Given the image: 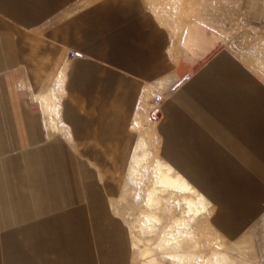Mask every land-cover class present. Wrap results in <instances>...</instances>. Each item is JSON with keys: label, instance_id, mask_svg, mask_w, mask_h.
<instances>
[{"label": "crops", "instance_id": "crops-1", "mask_svg": "<svg viewBox=\"0 0 264 264\" xmlns=\"http://www.w3.org/2000/svg\"><path fill=\"white\" fill-rule=\"evenodd\" d=\"M242 1L264 25V0H196L181 27L149 0H0V264H138L113 205L142 94L167 77L149 112L163 158L228 239L264 214V71L225 47L184 76Z\"/></svg>", "mask_w": 264, "mask_h": 264}, {"label": "rangeland", "instance_id": "rangeland-1", "mask_svg": "<svg viewBox=\"0 0 264 264\" xmlns=\"http://www.w3.org/2000/svg\"><path fill=\"white\" fill-rule=\"evenodd\" d=\"M149 1L156 18L160 21L163 17L170 27L173 18L178 19L180 23L178 27H181L185 21H179L181 17L184 16L186 20H191L190 15L196 2V0H190L188 3V0ZM228 26L231 27V24L229 23ZM168 29L170 31V28ZM232 30L220 32L209 51L189 61L190 67L185 71L184 76L189 77L193 72L199 71L218 50L225 47L238 53L237 55L251 66L264 71V25L248 19L243 1L241 7L239 6L237 12L233 14ZM179 31L180 29H177V33ZM161 83L168 86L171 80L161 81ZM59 84L57 82V88ZM164 88L159 85L158 89L154 88L157 94L152 95L147 105L141 109L146 131L143 132L134 121V127L138 131V142L141 136L145 137L144 160L135 174L131 169V164L128 167L124 188L113 205L114 211L126 222L130 237L133 231L134 240H143L155 258V264H216L215 262L222 260L225 256L232 258L230 264L233 262L264 264V214L259 215L258 219L240 237L228 239L211 224L212 203L198 187L196 188L205 196V201L200 204L201 212L192 215L187 211L188 206L184 202L185 195H190L189 192L184 194L182 191L165 189L156 183V163L161 158L165 159L160 153L161 137L155 122L157 118L153 113L149 115V112L151 105L158 106L163 94L160 89ZM139 107L140 104L138 109ZM155 185L158 189L154 198L156 204L149 206L147 204L149 192ZM196 200L199 201V195ZM148 213H151L152 225L150 226L151 223H149L142 228L139 220L142 223ZM169 231L174 234L170 235ZM217 231L231 242L230 245L223 247L229 251L228 254L217 244L216 240L219 236ZM245 233L249 234V240L240 242L239 239ZM133 259L136 263L143 264L139 249H133Z\"/></svg>", "mask_w": 264, "mask_h": 264}, {"label": "bare ground", "instance_id": "bare-ground-1", "mask_svg": "<svg viewBox=\"0 0 264 264\" xmlns=\"http://www.w3.org/2000/svg\"><path fill=\"white\" fill-rule=\"evenodd\" d=\"M239 42V41H238ZM64 70L62 71L60 78L58 79V82L60 83V87L62 88V84L64 81ZM162 81H170V78H164ZM159 87H165L164 83H160ZM61 91L59 89H57L55 92L51 91L49 93V95L47 96L46 99V104L48 108H54V106H56V104H59V100H58V95ZM156 94L155 90L150 87L147 86L142 94V98L140 101V107L137 111L136 117H135V124H138L140 129L144 132L146 131V125L144 124V121L142 119V112L141 109L147 105L148 100L151 99L152 95ZM153 104V103H151ZM52 116V115H51ZM50 125L52 123V120L49 121ZM52 126V125H51ZM50 131L54 132L55 130H53L52 127H50ZM145 137L141 136V139L139 140L134 155H133V159H132V163H131V169L134 172V174L138 171V169L142 166L143 164V160H144V150H143V145L145 142ZM156 183L161 185L163 188L165 189H174L177 191H182L184 194H188V192L190 193V195H185V200L184 202L187 203V211L190 212V214L192 215H197L201 212L202 208H201V202L205 201V196L198 191V189L196 188V186L190 182L179 170H177L176 167H174L171 163H169L166 160H163L162 158L156 163ZM157 187L156 185L154 186V188L152 190H150L149 192V198L147 200V204L149 206H153L156 204V200L155 198V192L157 191ZM199 195V201L196 200L197 196ZM179 219H177L178 221ZM139 223L142 225V228L145 227V225H152V217H151V213L147 214V217L143 220V222L141 223V220H139ZM151 228V227H150ZM170 235H173L174 233L172 231L168 232ZM134 233L133 231L131 232V240H132V247L133 249H139L140 250V254L141 257L143 259V264H155V258L153 257V255L151 254V251L149 250L148 247L145 246V243H143L142 239H137L134 240ZM217 244H219L222 248L226 247L227 245H230V241L223 236L219 231H217ZM134 240V241H133ZM249 240V234L245 233L240 239L239 241H244L247 242ZM223 250L225 252H227V254L229 253L228 250H226L225 248H223ZM231 254V253H230ZM233 256V254H231ZM232 258H230V256H225L223 257L222 260H219L217 262H215L216 264H230V260ZM231 264H238V263H231Z\"/></svg>", "mask_w": 264, "mask_h": 264}, {"label": "built area", "instance_id": "built-area-1", "mask_svg": "<svg viewBox=\"0 0 264 264\" xmlns=\"http://www.w3.org/2000/svg\"><path fill=\"white\" fill-rule=\"evenodd\" d=\"M76 53L75 52H73V55H75Z\"/></svg>", "mask_w": 264, "mask_h": 264}]
</instances>
